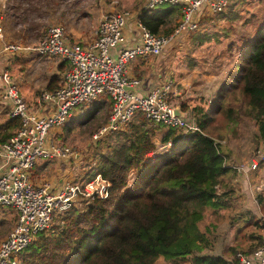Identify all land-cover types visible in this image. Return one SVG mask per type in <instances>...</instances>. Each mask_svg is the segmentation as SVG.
<instances>
[{"label":"trees","instance_id":"obj_1","mask_svg":"<svg viewBox=\"0 0 264 264\" xmlns=\"http://www.w3.org/2000/svg\"><path fill=\"white\" fill-rule=\"evenodd\" d=\"M230 4L231 0L215 15L231 19L226 13ZM178 13V6L160 5L142 11L138 19L153 33L169 34ZM234 39L227 45H237L240 50L234 61L235 72L226 76L209 108L202 102L189 105L199 130L182 134L168 128L161 134L142 112H136L127 125L97 141L91 155L97 166L88 172L85 182L79 183L100 175L110 183L107 198L95 196L78 202L79 206L73 203L56 215V222L37 233L19 253L20 264H155L158 260L176 264L188 259L196 264H229L221 255L202 254L212 248L208 237L211 231L200 230L198 220L203 208L226 201L219 183L228 169L227 156L219 145L223 136H213L208 127L221 111L233 123L236 116L245 115L256 124V139L264 140V23L254 26L246 44H238L239 37ZM235 92L242 97V113H236L231 105L224 106ZM226 122L225 128L229 127ZM6 123L18 128L19 119L14 117L2 124L0 143L13 134L6 133ZM154 136L162 142L171 140L173 146L152 161H144L155 147ZM131 169L134 180L129 186L126 177ZM256 200L264 208V196L257 195ZM250 236L261 237L258 233Z\"/></svg>","mask_w":264,"mask_h":264},{"label":"built area","instance_id":"obj_2","mask_svg":"<svg viewBox=\"0 0 264 264\" xmlns=\"http://www.w3.org/2000/svg\"><path fill=\"white\" fill-rule=\"evenodd\" d=\"M229 1L145 0L135 12L108 11L98 22L93 38L85 44L71 43L61 24L49 26L42 39L32 46L4 42L0 22V55L34 51L67 63L59 84L39 92L35 108L28 105L9 70L0 69V94L10 104V115L19 119L15 134L0 144V206L12 208L16 213L14 227L0 240V264H18L19 253L32 243L35 235L47 229L53 218L78 198L108 196L110 183L100 175L82 185L65 181L59 188L47 180L34 183L31 179V170L38 160L67 161L77 156L73 149L48 135L51 129L57 131L73 110L102 97L110 101L107 119L93 133V139L124 127L136 112H142L153 125L180 130L182 134L199 130L193 112L184 111L182 102L175 105L171 101V95L178 93L173 78L169 76L147 91H137L135 87L141 79L127 76L126 68L131 60L157 57L169 46L178 44L197 30L204 14L221 12ZM8 4L9 0H0V18L8 10ZM167 4L180 8V18L171 33H153L138 19L142 11ZM128 29L135 33L130 34ZM172 145L171 140L156 142L149 154L153 157L157 150L167 151L166 147ZM260 163H264V148L250 161L234 168L244 174L257 170ZM233 264H264V232L251 253H235Z\"/></svg>","mask_w":264,"mask_h":264},{"label":"rangeland","instance_id":"obj_3","mask_svg":"<svg viewBox=\"0 0 264 264\" xmlns=\"http://www.w3.org/2000/svg\"><path fill=\"white\" fill-rule=\"evenodd\" d=\"M40 1H42L41 5L39 4V0H9L8 11L6 13L9 18L5 19L4 27L6 32L9 31L14 37V39L10 38V40H16L24 44L29 43L31 42L30 38L38 35L43 37L47 28L57 23H61L69 34L73 31L74 33L84 36L85 38L83 41L91 40L94 35V30L103 14L112 10L114 12H135L141 4V0H66L62 4L58 3V5L55 6L56 0ZM226 13H230L229 16L231 19H228L230 20L229 22L226 19L218 18L217 15H214L206 19L205 22H201L197 30L184 42L173 45L176 48H172L171 54L169 50L167 54L169 56L164 59L160 57L157 61L148 62L149 64L155 63L158 68L157 70L161 68L163 74L168 72L176 80V92L180 93V96L183 97L181 107L183 103L189 107V105L193 106L200 102L207 103L206 107H210L211 97H215L220 89V81L236 70L234 61L240 50L236 47L237 45L228 47L227 44L229 40H236L234 38L239 37L240 40H238V44H246L249 42L251 33H248L246 29L243 30V28L247 25L254 33V26L257 28V26L264 23V0H231V4L226 9ZM177 20L178 16L176 18V21ZM164 60L165 63H163V66L165 67L162 66V61ZM26 64H29V70L34 68L35 75L38 79L44 78L43 72L46 71H44L43 67L37 68V65L31 63ZM152 76H154V74H148V78H152ZM140 77L144 78L142 75ZM180 80H183L184 83L181 84ZM225 89L226 87L223 86L222 90L224 91ZM234 89L235 88H232L231 90ZM241 98L240 93L235 92L233 96L225 100L226 104L224 106L227 107L231 105L236 113H242V110H239V108L243 106L240 102L242 100ZM103 100H105V98H100L87 106L77 108L76 111L73 110L71 116L57 131L54 132V129H51L48 133L49 136L53 135L63 145L73 149L77 154L76 157L67 160L70 162L69 164L75 174V181L85 182L84 179L88 178L86 177L88 172L94 169L92 167L97 166V162L91 159L94 149L92 146H94L97 141L103 140L106 135L111 134H104L97 139L92 138L93 133L105 123L109 114L110 106L106 105L107 102ZM171 101L173 102V99ZM177 101L178 105L179 100L177 99ZM97 105L99 108L95 111L94 107ZM2 113L6 114V109H3ZM87 114H90L88 118ZM6 120L5 117L1 118L0 116V124ZM226 121L229 122V127L225 128ZM154 126L156 127V125ZM208 128L210 132L212 131L211 133L213 136L218 137V134L223 136V139L219 140L220 149L221 152L227 156L228 162L226 166L228 169H232V171L222 178L220 186L222 195L224 193L228 194V198L225 201L227 204L222 206L226 208L227 212L224 215H221V213L214 215V211L206 210L203 212L205 214L203 221L199 223L202 230L205 231V229H207L211 231L208 237L212 241V248L204 249L202 254L225 255L226 258H231L233 260L237 251L242 252V250H246L244 248L248 245L247 234L250 232H252L251 234H257L258 232L262 233L260 227L261 224L264 225V218L257 220L259 224L257 226H250L245 221L241 223L236 222L237 219H239L237 214L240 213L233 214L232 211L241 205L240 199H237V196L239 191L242 190L241 193H243L247 190L245 189L247 187L244 185L245 183L247 184V180L243 176H248L249 173H239L234 167L238 164H245L250 161V158H253L259 149L264 148V140L256 139V137H258L256 124L251 118L245 115L236 116V123H233L231 120H227V116L221 111L220 114L210 122ZM157 129L161 134L168 130V128L161 126H157L156 130ZM153 139L154 143H162L158 136H154ZM172 146L166 147L167 151H169ZM164 149L165 148L157 150L153 157L149 154L150 152H148L144 157V161H152L158 155L165 154V152L167 153ZM261 165L263 166L264 164L260 163L259 167ZM128 173H132L129 175L127 181L130 186L134 180L133 169L129 170ZM43 177L49 179L47 175ZM80 178L82 179L79 180ZM259 182L255 183V185L258 184L260 189L254 191L253 198H247L249 200L246 203L249 208L248 210H259L256 196L264 192V181L261 178L262 185H260ZM240 198L244 197L241 195ZM90 199L93 198H78L75 202L77 204L76 206L80 205L78 202ZM14 217L15 212L12 209L0 206V240L9 233V230L14 225ZM252 218L250 222L253 223L255 217L252 215ZM228 219L231 220L229 222L230 227L227 228L228 223L227 226H222V224H226ZM56 220L57 218L53 219L49 228ZM212 220L220 224V227L211 224L213 222ZM241 225L243 227L238 232L240 238H236V243L232 245L233 247L226 248L227 245L225 246L224 244L227 240L223 242L220 235L228 229H238ZM211 226L213 229H210ZM215 228L217 229L214 230ZM52 233L48 232L47 234ZM54 233L57 234V231ZM231 248L235 249V252H228ZM20 263L21 261L19 258L18 264ZM155 264L172 263H165L162 260H158ZM176 264L196 263L188 259L179 261Z\"/></svg>","mask_w":264,"mask_h":264},{"label":"crops","instance_id":"obj_4","mask_svg":"<svg viewBox=\"0 0 264 264\" xmlns=\"http://www.w3.org/2000/svg\"><path fill=\"white\" fill-rule=\"evenodd\" d=\"M64 1H66V0H56L55 1V6L58 5V3L62 4ZM144 2H145V0L139 6L144 4ZM41 3H42V1L39 0V4L40 5H41ZM167 5H169V4H167ZM161 6H163V5H161ZM171 6H174V5H171ZM7 11L6 12L5 11L2 12L1 18H0V22H1V25H2V28H3V41L4 42H17L16 40H10V38L14 39V37L10 34L9 31L6 32V29L4 27L5 19L9 18L7 16V14H6ZM46 11H48V10H46ZM109 12H114V11L112 10V11H109ZM214 15L213 14H204L202 16V18L200 19L199 24L201 22H205L206 19H208V17H212ZM179 18H180V8H179V13H178V20H179ZM178 20L176 21V25H177ZM57 24H61V23H57ZM247 30H248V33H251L250 35L252 36L253 35V30L250 27H248ZM128 31L130 32V34L135 33V30H129L128 29ZM65 34H66V36L68 37V39H69V41L71 43L85 44V43L90 41V40L83 41L85 37L81 36L80 34L74 33L73 31H71L70 34H69L68 31L66 30V28H65ZM191 34H193V33H191ZM191 34L185 36L181 40L180 43L184 42ZM41 39H42L41 35L33 36L32 38H30L31 42L25 43V45L26 46L35 45ZM17 43L24 44V43H21V42H17ZM172 48H176V47L171 45L168 48H166V50L161 55H159L157 57H153V58L151 57V58H147V59H134V60H131L127 64V68H126L127 76L141 79L140 83L135 87V90H137V91H147V90H149V89H151V88H153L155 86H159L160 84H162L163 81L167 77L170 76L171 78H173L171 76V74L168 73V72L163 74L161 68L159 70H157L158 68L156 67L155 63H151V64L148 63V62H151V61H157L160 57L164 59L165 57L169 56L167 54L169 53V50H170V54H171ZM21 63H23V64H21ZM26 63H31V64H34V65H37V68L43 67L44 71H46V72H43L44 78H42V79L39 78L38 79L37 76L35 75L34 68L29 70V68H28L29 64H26ZM163 63H165V60L162 61V66H163ZM19 64H21V65H19ZM66 66H67V63L65 61H62L59 58H55V57L47 55V54H39V53L34 52V51L13 52V53L12 52H7L6 54H1L0 55V69L6 68V69L9 70V72L12 75V78H13L15 84L17 85L18 90L24 96L25 100L27 101L28 105L31 108H35L37 106L36 99H37V95L39 94V92H41L43 90L53 89L54 87H56L59 84V81H60V78H61V74H62L63 70L66 68ZM163 67H165V66H163ZM27 70H29V71H27ZM147 72H149V73H147ZM148 74H154V76H152V78H148ZM141 75L144 78L140 77ZM180 81H181V84L184 83L183 80H180ZM175 82H176V80L173 78V83H175ZM223 82H224V79H222L220 81V84H219L220 88H221ZM186 87H188V86H186ZM172 95H174V96H172ZM172 95H171V100L173 99V102H175L174 103L175 105H177V103H178L177 99L179 100V103L181 101L183 102V97L180 96L181 95L180 93H175V94H172ZM211 100H212V97H211ZM103 101H106V100H103ZM183 104H185V103H183ZM185 106L182 105V108L184 109V111H187V112H190V113L193 112L192 109H190L188 106H186V107ZM3 109H6V114L2 113ZM9 110H10L9 102H7V100H4L2 98V96H1V94H0V116H1V118L5 117L7 119L6 121H8L9 119L14 118V117H12L10 115ZM5 122H2L0 124V129H1L2 133L4 131L3 130L4 128L2 129V124L5 123ZM7 127H8V123H6L5 129ZM16 128L17 127L9 126L6 129V133L7 134H12L13 133L12 134V136H13L15 134L16 130H17ZM53 137L54 136L52 135V138ZM2 143H0V144H2ZM69 163L70 162H68V161L57 159V158L40 159V160H38L36 162V164L34 165L33 169L31 170V173H30L31 179H32V181L34 183H41V182L47 180L49 183H51V185H53L54 187H58V188L61 185L63 186L65 184V181H72V182H75V183H79V181H75V177H74L75 174L73 173L72 167H71V165ZM231 171H232V169H227V171L220 178L219 191H220L222 178L225 177L227 174H229ZM52 174H54V175H52ZM44 175H47V177L49 179L44 178L43 177ZM127 177H128V175H127ZM244 177L247 180V184L246 183L244 184L245 187H247V188H245L247 190H245L243 193H241L242 190L238 192L237 199H240V204L241 205H239V207H236L235 210L232 211V213L233 214L234 213H240V214H237L238 215L237 217H239V219H237V221H236L237 223H241L242 221H245L250 226H252V225L257 226V225H255L256 224L255 222L258 219L264 218V208H263V206L258 204L257 207H258L259 210H257V211L248 210L249 208L247 207L246 203L249 201L247 198H250V197L253 198L254 191L260 189L258 187V184L255 185V183H258L260 181L259 183H260V185H262L261 184V178L264 181V179H263L264 178V165L263 166L261 165L257 170L249 172L248 176H244ZM258 193H262V192H258ZM241 195L244 198H240ZM260 195L264 196V192L262 194H260ZM245 197H246V200H245ZM224 198H225V200H227L228 194H225ZM226 204L227 203H225V202H223V203L217 202V204H215L213 206H207V207L203 208L202 209L201 218L198 220V226H199V223L201 221H203V218H204V215H205L203 213L204 211L211 210L212 212L214 211V215H218L220 213H221V215H224L227 212V210H226V208H224L222 206H224ZM10 209H12V208H10ZM252 215H253V217H255V220H254L253 223L250 222V219H253ZM15 216H16V213H15ZM212 221L213 222L211 224H214V225H217V226L220 225V224L216 223L215 220H212ZM230 221L231 220L228 219L226 224H222V226L225 227V226H227V223H228V227L227 228H229L230 227L229 226V222ZM15 222H16V218H15ZM15 222H14V225H15ZM14 225L12 226V228L14 227ZM242 227L243 226L241 225V226H239L238 229H233V228L228 229L222 235H220L221 239L223 240V242H225V240H227V242L224 244L225 246L227 245L226 248H229L234 243H236V238L239 237V233L238 232L241 230ZM12 228L10 229V231L12 230ZM199 228H200V230H202V228L200 226H199ZM217 228H215L214 230H216ZM260 228L262 229V233L258 232V234L261 235L260 238L258 236L256 238H251L250 235H251L252 232L247 234L248 245H247L246 248H244V249H246L245 251L251 252L253 248H256L259 245L260 240H261L262 235H263V232H264V225L261 224ZM210 229H213L212 226L210 227ZM232 249L233 248L228 250V252L233 251ZM221 256L223 258H225L226 260H228L229 264H233L231 258H226L225 255H221Z\"/></svg>","mask_w":264,"mask_h":264},{"label":"water","instance_id":"obj_5","mask_svg":"<svg viewBox=\"0 0 264 264\" xmlns=\"http://www.w3.org/2000/svg\"><path fill=\"white\" fill-rule=\"evenodd\" d=\"M178 108H176V110H175V112L178 114V110H177Z\"/></svg>","mask_w":264,"mask_h":264}]
</instances>
